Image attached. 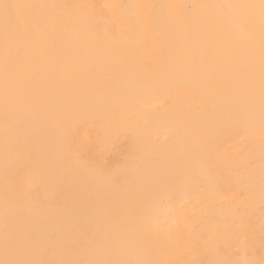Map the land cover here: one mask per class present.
Segmentation results:
<instances>
[{
  "label": "bare ground",
  "instance_id": "bare-ground-1",
  "mask_svg": "<svg viewBox=\"0 0 264 264\" xmlns=\"http://www.w3.org/2000/svg\"><path fill=\"white\" fill-rule=\"evenodd\" d=\"M4 3L0 260L264 264L260 0Z\"/></svg>",
  "mask_w": 264,
  "mask_h": 264
},
{
  "label": "snow or ice",
  "instance_id": "snow-or-ice-1",
  "mask_svg": "<svg viewBox=\"0 0 264 264\" xmlns=\"http://www.w3.org/2000/svg\"><path fill=\"white\" fill-rule=\"evenodd\" d=\"M20 7L19 5L13 4H0V9L3 10V14L6 21H10L15 15V9ZM218 7L222 8H240V9H254L259 8L260 15V24H261V45H260V93H261V113H262V121H264V0H260L259 5L254 4H242V5H219ZM7 31V28H6ZM6 79L8 73V66L6 63L5 66ZM7 103V96H6ZM98 175L103 177L109 182L114 183L116 181V177L111 174H106L102 168H94L93 169ZM0 264H43L40 261H29V260H19V259H5L0 260ZM62 264H83V262H62ZM131 264H155L153 261L140 260L131 262Z\"/></svg>",
  "mask_w": 264,
  "mask_h": 264
}]
</instances>
